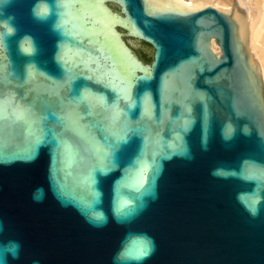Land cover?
<instances>
[{
    "label": "water",
    "instance_id": "95a60500",
    "mask_svg": "<svg viewBox=\"0 0 264 264\" xmlns=\"http://www.w3.org/2000/svg\"><path fill=\"white\" fill-rule=\"evenodd\" d=\"M223 2L58 0L45 20L36 0L3 5L17 28L0 36L6 264H264V63L246 7ZM138 236L152 252L117 260Z\"/></svg>",
    "mask_w": 264,
    "mask_h": 264
},
{
    "label": "bare ground",
    "instance_id": "6f19581e",
    "mask_svg": "<svg viewBox=\"0 0 264 264\" xmlns=\"http://www.w3.org/2000/svg\"><path fill=\"white\" fill-rule=\"evenodd\" d=\"M183 6V12L203 8L212 5L228 14L229 8L223 0H179ZM238 7H246L250 41L256 51L257 60L264 63V0H236ZM212 47L218 54L221 52L220 46L215 40ZM260 75H264V69H260ZM264 101V91H260Z\"/></svg>",
    "mask_w": 264,
    "mask_h": 264
},
{
    "label": "clouds",
    "instance_id": "9594fccd",
    "mask_svg": "<svg viewBox=\"0 0 264 264\" xmlns=\"http://www.w3.org/2000/svg\"><path fill=\"white\" fill-rule=\"evenodd\" d=\"M7 3H11V0H0V36L6 34L9 37L16 33L17 28L13 22L15 20L14 15L6 13L3 7V5ZM54 7H58V0H36V3L33 5L32 8V14L38 20H45L48 18L49 15L52 14ZM52 27L55 30L57 28V24L53 23ZM24 40H27L29 42V45L27 47L24 44ZM19 46L21 53L24 55H35L37 50L35 40L30 34H25V36L21 38ZM37 191L42 193L43 189L41 188ZM250 211L253 215H255L258 209L252 208L250 209ZM8 253H11L13 256H16V246L13 245L8 248H0V264H6L5 256ZM116 259H120V253L117 254Z\"/></svg>",
    "mask_w": 264,
    "mask_h": 264
},
{
    "label": "snow or ice",
    "instance_id": "6c2138e0",
    "mask_svg": "<svg viewBox=\"0 0 264 264\" xmlns=\"http://www.w3.org/2000/svg\"><path fill=\"white\" fill-rule=\"evenodd\" d=\"M65 101L63 98H61V103H64ZM68 103H77V101L72 100L71 93L69 95V99L67 101ZM52 118H56L54 113H50ZM232 132L231 126H229L226 130V136L230 135ZM121 140H123V137H121ZM92 184L95 185L96 181L92 180ZM96 197L100 196V192L97 190L94 192ZM130 202L124 201L120 208L117 209V215L118 216H124L128 215L132 209L129 207ZM104 219L102 213L96 214V222H102ZM153 249L152 241L146 237V236H138L131 240L130 243L126 244L123 250L120 253V258H129V259H136V260H142L145 257H147Z\"/></svg>",
    "mask_w": 264,
    "mask_h": 264
},
{
    "label": "flooded vegetation",
    "instance_id": "af4514ba",
    "mask_svg": "<svg viewBox=\"0 0 264 264\" xmlns=\"http://www.w3.org/2000/svg\"><path fill=\"white\" fill-rule=\"evenodd\" d=\"M114 6V5H113ZM129 38H132V37H128V36H126V40H127V42L129 43V45L137 52V50H136V48L132 45V43L129 41ZM133 39H135V38H133ZM136 40H139V39H136ZM139 41H141V42H143V43H145V44H147V45H150L149 43H147V42H145V41H143V40H139ZM151 46V45H150ZM137 54L139 55V53L137 52ZM140 56V55H139ZM141 57V56H140Z\"/></svg>",
    "mask_w": 264,
    "mask_h": 264
}]
</instances>
